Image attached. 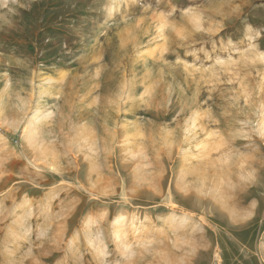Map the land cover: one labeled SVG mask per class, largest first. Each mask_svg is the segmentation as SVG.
Returning <instances> with one entry per match:
<instances>
[{
    "label": "rangeland",
    "instance_id": "374dc122",
    "mask_svg": "<svg viewBox=\"0 0 264 264\" xmlns=\"http://www.w3.org/2000/svg\"><path fill=\"white\" fill-rule=\"evenodd\" d=\"M0 264H264V0H0Z\"/></svg>",
    "mask_w": 264,
    "mask_h": 264
}]
</instances>
